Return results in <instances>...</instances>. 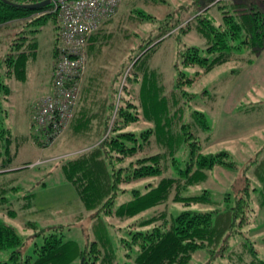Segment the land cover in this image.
<instances>
[{
	"label": "trees",
	"instance_id": "obj_1",
	"mask_svg": "<svg viewBox=\"0 0 264 264\" xmlns=\"http://www.w3.org/2000/svg\"><path fill=\"white\" fill-rule=\"evenodd\" d=\"M211 1L192 0L187 5L179 4L178 12L166 11L163 19L152 10L137 8L130 18L136 21L130 23L128 18L125 21L121 16L117 28L108 30V20L87 44L91 61L80 104L64 136L65 141H74L83 147L59 158L57 166L64 179L74 186L84 209L93 211V216L128 217L165 204L164 208L138 222L140 226L150 227L133 232L132 240L137 248L131 263L125 264H187L200 248L209 251L211 256L224 255L230 236L241 233L240 227L247 224L250 217L249 183L233 197L227 193V203L222 208L193 210L167 206L169 200L184 204L214 203L208 190L200 194L184 192L190 185L205 181L215 166L236 168L227 150L202 151L198 135L210 131L209 122L206 114L198 110H193L191 120L185 121L186 102L195 95L187 92L184 86L242 51L254 54L264 46V13L256 2L216 1L213 4L219 18L215 22L208 15ZM144 3L153 7L170 4L168 0H146ZM50 7L51 0H0V73L4 66L9 77L24 79L26 64L36 55V34L48 21L54 25L55 45L58 35L56 13L37 14ZM203 7V12H199ZM186 12H193L194 16L179 27L173 62L176 76L168 86L161 72L149 63V58L164 39L162 35L187 18ZM148 25L155 33L143 37L141 30ZM191 29L204 38L203 47L181 45L180 34ZM130 41L129 51L142 53L135 59V54L130 58L122 54V62L107 84L104 78L110 71L108 65L115 61V44ZM247 61L251 62L252 58ZM192 68L198 69L190 74L188 70ZM9 92V85L2 82L0 74V99ZM30 129L31 136L37 143H42L38 138L40 130L33 124ZM19 139L22 141L27 137L13 134L0 117V173L19 169H13L11 164L16 153L11 145ZM260 163L264 167V159ZM155 176L159 177L155 183H144L142 188L132 189V198L113 207L117 194L126 190L125 183ZM259 178L262 180L258 189L260 203L264 206V171ZM8 188L14 190L16 186L0 184V200L5 199L3 193ZM26 196H33V192ZM100 239L103 248L98 241H91L88 248H81L75 240L64 238L62 232L53 231L45 234L40 243H35L31 254L21 258L20 236L12 226L0 222V249H12L10 257L14 264H69L76 258L82 260V264H92L89 257L97 256L90 252L99 253L101 264H115L108 236L103 233ZM242 244L252 258L243 261L245 252L240 251L236 264H264L252 243L242 241ZM0 264L8 262L1 260Z\"/></svg>",
	"mask_w": 264,
	"mask_h": 264
},
{
	"label": "rangeland",
	"instance_id": "obj_2",
	"mask_svg": "<svg viewBox=\"0 0 264 264\" xmlns=\"http://www.w3.org/2000/svg\"><path fill=\"white\" fill-rule=\"evenodd\" d=\"M168 1L170 2L169 6L153 7L146 6L144 3L146 0H121L116 14L108 23L106 22V28L108 30L117 28L121 16L125 21L128 18L130 23H133L132 21L136 20L130 18L137 8H143L146 11L152 10L157 13L159 19H163L162 16L166 11L178 12L179 4L187 5L192 2V0ZM216 1L219 0H212L208 4L212 5L208 15L215 22L219 18V12L213 4ZM249 1L256 2L264 13V0ZM204 9L205 7L201 8L199 12H203ZM44 11L53 12L50 7V9L37 12V14ZM192 13L186 12L187 18L162 35L164 39L149 58V63L161 72L163 81L168 86L172 84L171 82L176 76L173 62L178 47L179 27L194 16ZM133 29H135L134 26ZM151 32H154L153 28L148 25L143 27L141 35L146 37ZM36 35L38 40L36 55L33 59L28 60L24 79L9 77L5 73L4 66L0 73L2 82L7 83L10 89L9 94L0 99V117L3 125L9 127L13 134L19 137L28 136L29 107L31 106L32 109L34 101L50 91L52 68L57 54L55 49L52 58L53 42L55 41L52 21L45 23ZM180 35L181 45L204 46V38L194 29ZM129 43L131 44V41L115 44L113 52L115 61L108 65L110 71L104 78L107 84L115 73V69L122 62V54L129 55V58L135 54L134 51H129L131 46ZM134 43L135 41H133ZM87 44L79 98L74 115L80 104L88 63L91 61L87 52ZM141 53L135 54L134 59ZM248 58H252V61L248 62ZM196 69L198 68H192L188 72L193 74ZM184 89L195 95L189 103L186 102L185 121H190L191 112L198 110L206 114L209 122L210 131L205 134L199 132L198 135L202 141V151L227 150L231 159L235 161L236 168L228 169L221 165L215 166L209 171L205 181L190 185L184 192V194H200L203 190H208L214 203L184 204L169 200L167 206L193 210L222 208L227 203L225 199L227 193L231 197L235 196V193L246 183H249L251 188L249 189L251 201L248 223L240 227L241 233L230 236L227 252L224 255L211 256L209 251L200 248L192 254L187 264H236L240 251L245 252L242 254V260L247 262L252 258V255L244 250L242 241L249 245L252 243L257 251V257L264 259V206H261V194L258 191L262 184L259 177L264 171V167L260 163L264 159V47L254 54H250L246 50L242 51L230 61L200 74L190 85L186 84ZM72 119L67 123V127L60 136L49 145H44L39 141L37 143L32 136L29 139L22 141L19 139L12 143V149L16 152L11 163L14 165L12 168L19 169L0 173V184L7 187L16 186V189L8 188L3 193L5 199L0 200V222L12 226L20 236L22 240L21 258L31 254L35 243H40L45 234L53 231L62 232L64 238L75 240L81 248H88L91 241H98L99 246H102L100 237L105 233L113 247L115 264L131 263V258L137 248L136 242L132 240L133 232L150 227L140 226L138 222L161 210L165 204L153 206L133 216L101 215V219L93 216V211L84 209L74 186L64 179L61 169L57 166L59 158L74 154L80 150V147H83L74 141L69 142L64 139ZM38 138H41L40 134ZM177 155L179 156V153ZM24 162L30 163L24 164ZM158 178V176L147 177L125 183L126 190L117 194L113 207L116 208L132 198V189H140L148 182L155 183ZM31 192H33V196L25 197ZM11 250L0 249V261L14 264L10 257ZM91 253H95L97 257H89L88 260L92 261V264H101L99 253L90 252L89 254ZM69 264H82V260L76 258Z\"/></svg>",
	"mask_w": 264,
	"mask_h": 264
},
{
	"label": "built area",
	"instance_id": "obj_3",
	"mask_svg": "<svg viewBox=\"0 0 264 264\" xmlns=\"http://www.w3.org/2000/svg\"><path fill=\"white\" fill-rule=\"evenodd\" d=\"M51 2L58 19L51 88L34 101L30 111V124L40 130L44 145L54 142L72 119L79 98L87 41L116 14L121 0Z\"/></svg>",
	"mask_w": 264,
	"mask_h": 264
},
{
	"label": "crops",
	"instance_id": "obj_4",
	"mask_svg": "<svg viewBox=\"0 0 264 264\" xmlns=\"http://www.w3.org/2000/svg\"><path fill=\"white\" fill-rule=\"evenodd\" d=\"M263 47H264V46H263ZM263 47H262V48H263ZM259 51H260V50H259ZM259 51H258V52H259ZM258 52H257V53H258ZM52 58H53V52H52ZM52 63H53V62H52ZM50 87H51V86H50ZM30 109H31V106L29 107L28 115L30 114ZM29 116H30V115H29ZM27 133H28V136H27V135H24V136H26L28 139L31 138L30 124H29V126H28V131H27Z\"/></svg>",
	"mask_w": 264,
	"mask_h": 264
}]
</instances>
